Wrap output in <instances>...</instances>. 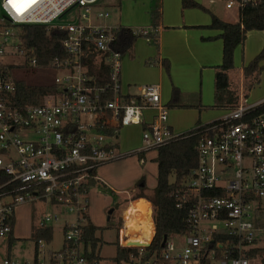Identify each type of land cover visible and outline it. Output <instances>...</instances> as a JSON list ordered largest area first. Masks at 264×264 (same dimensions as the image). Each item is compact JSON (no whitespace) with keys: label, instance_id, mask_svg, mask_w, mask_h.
<instances>
[{"label":"built area","instance_id":"obj_1","mask_svg":"<svg viewBox=\"0 0 264 264\" xmlns=\"http://www.w3.org/2000/svg\"><path fill=\"white\" fill-rule=\"evenodd\" d=\"M98 1L40 0L17 12L9 0H0V63L6 54L24 56L18 40L12 39H17L11 32L15 24L63 29L62 45L68 53L56 62L67 72L54 79L59 91L44 96L40 105L7 103L5 94L13 92V79L0 78V169L12 184L8 196L0 199V240L12 232L10 219L23 202L41 199L74 215L73 222L65 220L60 250L46 251L45 240L38 239L33 260L27 262L12 258L8 245L0 264H264V231L253 223L258 201H264V109L254 112L264 105V99L255 103L241 99L198 139L196 166L189 171L180 195V201L190 205L187 221L192 230L191 234H175L184 241L182 247L170 235L159 254L136 248L116 260L89 257L82 227L88 214L89 182L97 180L98 168L157 148L177 136L168 126V108L161 101L159 83L139 85L136 97L123 93V53L114 47L117 25L89 20L90 7ZM224 5L238 8L239 3L224 0ZM75 6L83 8L75 22H55ZM108 16L98 12L96 19ZM159 28L140 31L146 35ZM90 50L96 52L92 58ZM88 60L96 67L102 63L105 74L97 68L90 73ZM29 61L36 65L35 58ZM143 109L155 113L142 129V145L124 153L117 146L119 129L139 124ZM59 218L57 212L46 213L37 227L49 226Z\"/></svg>","mask_w":264,"mask_h":264},{"label":"crops","instance_id":"obj_2","mask_svg":"<svg viewBox=\"0 0 264 264\" xmlns=\"http://www.w3.org/2000/svg\"><path fill=\"white\" fill-rule=\"evenodd\" d=\"M193 1L207 10L197 7H183L182 0H160L161 15L156 20L158 24L154 27L152 26L153 17L150 13L152 9L150 0V4H145L149 19H146L144 24L133 22L132 18L128 22L119 21L114 24L132 29H143L149 26L160 27L156 33L157 43L152 42L148 37L139 36L132 48L123 53L120 81L123 93L131 96L139 93V85L141 84L159 83L161 101L168 108V126L175 134H181L198 125L218 120L226 110L218 108L216 110L210 107L214 102L215 66L221 63L222 58V40L216 37L220 31L204 27L210 23V12H213L203 4L202 0ZM234 7L236 6L234 5ZM213 14L224 21H228L217 13ZM263 45L264 30L246 32L242 44V62L238 68V87L234 84L232 86L231 82L229 86V89L237 95V103L241 99L246 100V102L250 99L248 103H255L264 99V60L260 61L263 68L257 75V82H253V86L248 89L249 99L244 84L251 78L246 79L242 73L243 67L261 50ZM238 52L239 50L236 49V52L233 53L234 66ZM163 59L168 61V72L161 63ZM233 69L228 71L229 81L230 71ZM174 88L177 91H173ZM174 92H177L176 97L171 103L169 101H171ZM154 113L155 110L153 109L142 110L140 123L129 125L132 137H127L124 134L121 143L118 139L117 146L120 151L130 153L141 147L142 129L145 123L151 121ZM141 156L143 158L140 159L138 154L137 156L130 154L112 161L110 164L102 165L97 170L96 184L91 186L89 190L88 218L89 220L93 218L90 222L97 227L104 226L106 222L112 219L114 211L109 219L106 218L108 208L112 207L114 203L109 190L115 193L116 203L123 205L120 215L122 225L117 233L119 243L124 239L144 240L150 236L146 235L140 228L133 234L127 232L124 220L126 208L130 203L138 199H144L148 202L143 197L130 200V196L136 190V184L143 185L146 189L148 182L150 183L148 184L150 190L156 186L157 148L144 151ZM145 191L147 192V189ZM148 203L151 210L150 215H152V206L150 202ZM23 205L29 206L31 204L28 201L23 202L16 206V210ZM150 219L151 224L154 225L152 217ZM153 230L154 227L152 226Z\"/></svg>","mask_w":264,"mask_h":264},{"label":"trees","instance_id":"obj_3","mask_svg":"<svg viewBox=\"0 0 264 264\" xmlns=\"http://www.w3.org/2000/svg\"><path fill=\"white\" fill-rule=\"evenodd\" d=\"M239 3L238 20L236 22H228L220 19L215 14L210 12V23L204 27L219 30L220 33L216 36L222 40V58L221 63L215 66L214 73V102L210 106L218 109H229L237 105V95L229 89L230 81L228 71L233 69V53L237 45L244 42L246 32L249 30H264V0H232ZM183 7H197L207 10L202 5L193 0H182ZM160 6L151 9L150 13L153 17L152 26L157 25L156 21L161 13ZM18 28L17 46L24 53L26 59L35 58L36 65L40 67H57V61L66 59L68 53L62 45V41L66 36L63 29L56 26H49L39 23L15 24ZM155 27V26H154ZM114 33L116 41L114 47L125 53L129 51L137 37H148L154 43L156 42V33H147L143 35L140 29H132L130 27L118 25ZM211 38V37H210ZM91 58L96 54L90 50ZM264 60V45L261 50L243 67V76L247 80L244 84L245 90H248L253 82L257 81V75L262 70L263 66L260 61ZM89 64L90 73L100 71L105 74L106 67L101 63L99 67L94 66L91 60L86 61ZM164 69L168 72V61H161ZM17 65L12 63H0V78L3 80L11 76L14 83V90L11 94H5L7 103L14 105H40L44 96L59 91V86L55 83L49 84H30L23 79L14 75V69ZM97 68L98 70H96ZM173 91H177L175 88ZM176 93L174 92L171 101L174 102ZM131 96V95H128ZM136 97V96H134ZM264 109V105L258 107L254 112H259ZM218 120L211 121L202 125H198L168 141L167 143L157 147V177L156 186L150 191H145V186L136 184V190L130 196V200L140 197L145 198L152 206V219L154 223V234L151 243L144 248L147 253L161 251V241L163 236L170 235H185L191 234V226L187 221V215L190 205L180 201V195L185 188V182L189 171L196 166L197 154L196 143L198 139L206 133V128L217 123ZM139 158L141 152L137 153ZM8 175L0 169V199L8 196L12 184L8 183ZM97 181V180H96ZM96 181H90L89 185L94 186ZM142 181V179H141ZM109 193L115 196L112 190ZM220 195V193H215ZM128 201V199H125ZM180 203L179 205H177ZM113 208L118 207V203L112 204ZM85 224L83 225V241L85 249L89 248V257H100L98 254L97 243L99 237L96 236L97 226L93 225L88 214H85ZM254 226L264 231V201H258V207L254 213ZM10 224L13 230L14 219L11 217ZM120 226L117 227V233ZM52 227H36L33 230L32 239L37 242L38 239H44L47 242L52 238ZM115 260L120 257H125L130 252H136L135 247L120 246L118 235L116 238ZM13 240L12 232L6 239L7 254L8 245Z\"/></svg>","mask_w":264,"mask_h":264},{"label":"rangeland","instance_id":"obj_4","mask_svg":"<svg viewBox=\"0 0 264 264\" xmlns=\"http://www.w3.org/2000/svg\"><path fill=\"white\" fill-rule=\"evenodd\" d=\"M151 2L152 9H155L156 6H160V0H151ZM202 2L213 13H217L221 17H225L226 19H228V22H236L238 20V8H226L224 5V0H215L212 3H210L208 0H202ZM145 4H150V0H99L97 4H94L90 7L88 16L90 22L96 24H115L119 21L128 22V20H130L131 18L134 20L133 22L144 24V22H146V19H149ZM98 12H107L109 16L107 18L96 19ZM82 13L83 8L75 6L67 10L58 19H56L55 22L59 24L75 22L77 17L81 16ZM81 22L86 21L81 19ZM150 27L152 28V26H149L148 28ZM18 30L19 29L14 26L11 27V32L14 33V35H17ZM12 39L13 41L17 40L15 37ZM242 44L237 45L238 48H236V46L234 49V52H236V49H238L239 52L238 56H236L235 59L236 62L234 69L230 71L231 85L233 86L234 84V86L236 87H238L239 80L238 68L239 64L242 62ZM4 61L6 63L17 65L14 69V75L30 84L41 85L53 83L56 77L62 78L67 74L65 70L57 67L32 66L29 59H26L21 54H6L4 56ZM256 82L257 81H255L254 83ZM248 91L249 90H247V97ZM248 102H250V99ZM124 134H126L127 137H132V131L131 128H129V125L120 127L118 137L116 139L117 141L119 139V143L122 142V137L124 136ZM134 156H137V154H134ZM148 184L150 183L147 182L146 184L147 192L150 190V185L148 186ZM129 191H131V189H129ZM111 196L113 197V201L116 202V197H114L113 195ZM29 203L31 205L20 206L18 207V210H16L17 207H15L14 209V224L12 230L13 240H11L9 245V253L12 258L27 262H31L33 260V254L36 246V242L32 239L33 230L37 227V225H39L40 218L43 215H45L46 213L57 212L60 217L58 221L52 222L49 225L52 227L53 233L50 242L44 241V249L46 251H57L61 249L64 241L62 228L65 224V220L73 222L74 217V215L72 214H66L63 211L64 209L62 207H53L52 205L47 204L41 199L30 201ZM119 204L120 203H118V205ZM122 207L123 205H119L112 213V219L106 222L104 226L98 227L96 230V236L99 237L96 248L99 250L98 254L100 258L103 260L111 259L115 256L117 227L122 225V218L120 217ZM90 220L92 221L93 218ZM170 240H172L178 247H182L184 245V241L177 235H171ZM6 252L7 242L5 238L0 240V256H4Z\"/></svg>","mask_w":264,"mask_h":264},{"label":"bare ground","instance_id":"obj_5","mask_svg":"<svg viewBox=\"0 0 264 264\" xmlns=\"http://www.w3.org/2000/svg\"><path fill=\"white\" fill-rule=\"evenodd\" d=\"M39 1L40 0H15L16 3L26 4L27 7L34 6ZM27 7H25L24 9H26ZM150 213L151 210L149 203L146 202L144 199H138L130 203L129 206L126 208V212L124 214L125 227L127 229V232L133 234L136 230L140 228L146 235L149 236L152 232Z\"/></svg>","mask_w":264,"mask_h":264},{"label":"water","instance_id":"obj_6","mask_svg":"<svg viewBox=\"0 0 264 264\" xmlns=\"http://www.w3.org/2000/svg\"><path fill=\"white\" fill-rule=\"evenodd\" d=\"M111 213H112V208L108 209V211H107V216H106L107 219H109ZM152 226L154 227L153 224H152ZM153 234H154V230L151 232V234L148 237V239H144V240H139V239H135V240L124 239L119 244H120V246H123V247L146 248L151 243V240L153 238ZM165 239H166V236H163L162 241L160 243L161 247L163 246Z\"/></svg>","mask_w":264,"mask_h":264},{"label":"snow or ice","instance_id":"obj_7","mask_svg":"<svg viewBox=\"0 0 264 264\" xmlns=\"http://www.w3.org/2000/svg\"><path fill=\"white\" fill-rule=\"evenodd\" d=\"M9 3L11 4V6L13 7V8H15L16 10H17V12H20V11H23V9L25 8V7H27V5L26 4H23V3H16L15 2V0H9Z\"/></svg>","mask_w":264,"mask_h":264},{"label":"flooded vegetation","instance_id":"obj_8","mask_svg":"<svg viewBox=\"0 0 264 264\" xmlns=\"http://www.w3.org/2000/svg\"><path fill=\"white\" fill-rule=\"evenodd\" d=\"M110 208H112V212L115 211V208H113V207H110ZM110 208H108V209H110ZM110 215H111V214H110Z\"/></svg>","mask_w":264,"mask_h":264}]
</instances>
